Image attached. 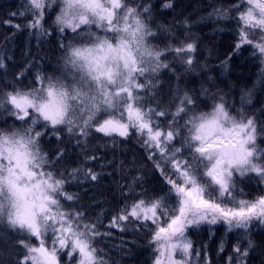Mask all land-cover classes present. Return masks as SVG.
<instances>
[{
  "label": "snow or ice",
  "instance_id": "obj_1",
  "mask_svg": "<svg viewBox=\"0 0 264 264\" xmlns=\"http://www.w3.org/2000/svg\"><path fill=\"white\" fill-rule=\"evenodd\" d=\"M177 6L178 0H20L10 13L22 22L5 23L48 38L61 56L51 72L43 57L33 59L11 81L9 58H0V264H114L101 246L113 230L142 235L151 264H251V254L264 255V241L251 235L264 226V106L249 107L251 91L237 106L212 90L210 74L198 90L191 87L184 77L208 65L199 62L188 17L159 22L158 9L175 13ZM208 6V19L233 25L224 70L243 50L264 77V0ZM132 141L153 179L146 186L135 162L125 170L121 161L129 179L105 224L69 187L102 180L89 163L99 161L101 146L115 155ZM73 148L80 164L69 168ZM221 225L236 243L220 238L210 256L193 237L203 230L216 238Z\"/></svg>",
  "mask_w": 264,
  "mask_h": 264
},
{
  "label": "trees",
  "instance_id": "obj_2",
  "mask_svg": "<svg viewBox=\"0 0 264 264\" xmlns=\"http://www.w3.org/2000/svg\"><path fill=\"white\" fill-rule=\"evenodd\" d=\"M160 2L161 0H153L154 4ZM212 2L213 0H178L175 13L170 10L158 9L159 22L171 24L174 18L184 16L190 20L191 31L198 41L199 62L208 65L207 72L202 71L199 75L188 74L184 77L190 82L192 88L198 90L201 83H204L207 75L210 74L214 78L215 86H206L212 87L213 91L222 90L227 94L226 99H230L237 106L241 102V96L245 92L251 91L253 93L252 104L249 107L259 111L264 106L262 66L250 56L248 51L242 50L240 54L232 56L228 69L224 70L221 61L226 58L235 42L233 25L231 22L217 23L213 19L207 18L211 12L208 5ZM19 3L20 0H0V58L5 56L9 58L8 81H11L12 73L22 71L27 62L37 57H43L42 67L51 72L57 66V61L61 56V52L53 48V45L48 42V38L37 39L27 31H16L11 24L5 23V21L22 22L10 15L17 10ZM218 28L224 30L218 31ZM176 67L179 70L180 66ZM167 78L171 79L174 85L175 81L171 78V74H168ZM2 83L3 81L0 80V84ZM97 155L99 161H90L89 163L94 166L96 171L101 172L102 180L99 182H73L69 190L79 193L81 205L94 215H99L100 219L107 224V213L111 211L112 205L121 199L120 186L126 184L129 179L128 176L121 175L120 162L123 161L124 168L127 170L132 167L134 161L133 171L136 174H146V186L152 182L153 169L150 162L144 159L145 153L135 141L117 149L115 155L112 154L111 148L101 146ZM68 156L67 165L69 168L80 164V158H78L75 148L70 149ZM245 191L250 192V187H245ZM216 227L218 229L216 238H208L207 233L203 230L193 237L194 241H198L197 247L201 243L208 246L210 256L215 255V248L218 246L220 238L226 240L229 245L236 243L235 234L226 235L222 225ZM113 231V237L106 239L101 246L109 252L114 264H151L152 253L142 235H137L132 230L126 233ZM251 235L257 244H260L264 241V226L255 227ZM213 239L217 240L216 245L213 244ZM220 255H216L215 258L219 260ZM251 257V264H261V261L264 260V255L259 250L251 254Z\"/></svg>",
  "mask_w": 264,
  "mask_h": 264
}]
</instances>
